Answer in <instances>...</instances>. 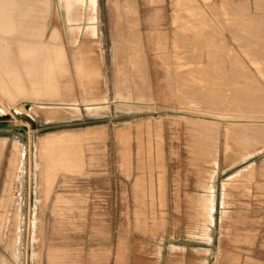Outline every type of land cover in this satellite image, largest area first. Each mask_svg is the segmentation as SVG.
<instances>
[{
	"label": "rangeland",
	"instance_id": "obj_1",
	"mask_svg": "<svg viewBox=\"0 0 264 264\" xmlns=\"http://www.w3.org/2000/svg\"><path fill=\"white\" fill-rule=\"evenodd\" d=\"M262 1L96 0L94 33L88 20L74 23L72 43L62 0H53L48 30L61 29L66 60L59 92L19 99L33 122L9 102L0 116V204L12 198L0 205L10 218L0 227V261L124 264L126 243L127 264H264V163H218L222 137L226 162L264 151ZM197 115L227 120L206 128ZM90 127L94 138L59 148L57 166L67 168L51 174L44 193L40 137ZM15 141L21 169L8 162ZM212 185L214 223L198 202ZM17 234L19 259L7 247Z\"/></svg>",
	"mask_w": 264,
	"mask_h": 264
},
{
	"label": "bare ground",
	"instance_id": "obj_2",
	"mask_svg": "<svg viewBox=\"0 0 264 264\" xmlns=\"http://www.w3.org/2000/svg\"><path fill=\"white\" fill-rule=\"evenodd\" d=\"M52 2L53 0H0V116H6V114H2V111L5 108L9 107L7 106V102H9V104H12L13 106L12 107L10 105L12 107L11 109H14V111L27 116L33 122L31 116L28 114V111L25 110V108L23 109L18 106L19 99L22 97L39 99L42 96L48 94L50 95V93L59 92V77L61 76L62 70L66 67V60L63 43L61 42V29L59 28V26L54 25L48 30L49 18L52 12ZM262 2H264V0ZM61 6L64 9L63 11L66 18L65 22L67 23L68 33L70 34V42L75 43L77 41L75 36L74 23L83 24V22H86L85 20H88L91 24L86 28L91 33H94L95 24H93V20L96 19V0H62ZM119 16L121 19L122 15L119 14ZM251 19L253 21L256 20L259 23V19ZM248 25L250 27V24ZM254 25L256 27L258 26V24L255 23L251 26L253 27ZM78 27H80V25ZM252 27H250V29H252ZM256 27L252 29L254 30V32L259 26L257 28ZM260 29L261 28H258L257 31H259ZM258 34L256 35L258 36ZM260 36H262V33L258 37ZM262 46L263 45H261V47ZM78 50L79 49L75 51L74 55L79 53ZM80 55L83 56V53H81ZM82 56L81 58L77 59L79 74H82V72L84 71ZM27 108L29 109V107ZM191 119L195 124H197V126H201L200 123H204L203 125H206V128H209L210 126H213V124L220 123L222 120H224L219 118H200L198 117V115L194 119ZM228 121L235 122L236 120L228 119ZM262 121L263 120H247L248 123ZM208 123L210 125H207ZM216 126L218 125L216 124ZM87 131L91 133L94 132L92 127L88 128ZM214 132H216V130ZM38 141V159L35 161V168L36 171L38 169L41 170L39 171V174L41 172L44 177V179H42L44 180L43 190L44 193H46L47 183H49V179L53 178L51 177V174L54 173V171L58 172L59 170H61V167H63V169L65 167L64 164V166L61 165L60 168L59 166H57V164L59 163L58 160L61 157V153L57 150V144H62L65 142V140L63 139L61 134H59L58 136V133L56 132H48L40 137V140ZM6 142L7 137H0V154L4 151ZM14 147L15 151H13L12 156L10 157L8 162H10V166L12 165V168L15 167L21 169L24 157L21 150L22 148L20 150H17V148L20 147V143L18 141L14 142ZM214 164L217 165V163ZM39 174L36 172L35 178H37V175ZM9 189L11 191V188L6 189V191H9ZM203 193L205 194V192ZM215 195L216 189L215 186L212 185L208 194L202 195L198 198L199 204L203 202V206H205V208L208 210L211 221L214 217L213 212L215 206ZM203 196L205 197V199L203 198ZM11 200V195H8L7 198L5 196H2L0 205L2 207H5V205H7V203ZM11 219L13 220V218ZM9 220L10 218L5 213L0 214V227H4L5 223H7ZM16 220L18 221V219ZM36 224L37 222L33 221L34 228L36 227ZM14 226L16 225H13L12 228ZM1 230L2 228L0 229V231ZM9 234L11 235L12 233ZM18 240H20L19 234H17L16 237L8 240L7 247L11 252L13 251L12 253L16 254V257L19 259L20 250L17 246ZM0 264H4L3 261H0Z\"/></svg>",
	"mask_w": 264,
	"mask_h": 264
},
{
	"label": "crops",
	"instance_id": "obj_3",
	"mask_svg": "<svg viewBox=\"0 0 264 264\" xmlns=\"http://www.w3.org/2000/svg\"><path fill=\"white\" fill-rule=\"evenodd\" d=\"M228 1H231L232 6H234L235 4L239 3V0H228ZM222 2H223V0H222ZM211 5L212 6L213 5H216L217 7H219L221 5V0H212ZM232 50H233L232 51L233 52L232 53V56L234 57V50H236L234 48V46H232ZM236 51H237L236 54L238 55L239 54V51L238 50H236ZM228 52H229V49H228ZM234 71L237 72V75H238V72H239L238 67L236 69H234V66L230 67L229 64H228L227 67H226L227 74H229L230 72H233L234 73ZM263 88H264V84H263ZM53 132L58 133V136H59V134H61L62 137H63V139L65 140L64 143L57 144V150L58 151H59V148H61L62 146H66V145L68 146L69 143L70 144H79V143H82V141H84V140H89L91 138H94V135L96 133L95 131L93 133H91V132H89L87 130H86V133H84V134L83 133H80V132L78 133V132L69 131V130H61V131H53ZM225 144H227V143H225V139H224V137H222L220 139V144H219V149H218V152H219V155H218V163H264V151H259L256 154L250 155L249 157H247V159H244L242 161L238 160V158H236V156L234 154H231L230 160H228L226 162L225 161V158L223 156V152L225 150ZM251 146H252V148L249 147V150L250 151H252V150L255 149V144H253ZM59 152L63 155V153L61 151H59ZM81 152L82 153H81V157H80V161H81V163H80L81 165L80 166H82L83 163H85V158H86V155L84 153V149L83 148L81 149ZM261 154H263V155H261ZM61 159L62 158H60L59 160H61ZM218 163H217V166H218ZM203 198L205 199L204 196H203ZM202 203L200 204L201 208H204L205 213H207V216L209 218V221L211 223H214L215 216L213 217V219L211 221L210 214L208 213L207 209L205 208V206H203ZM215 209H216V195H215V206H214L213 215L215 213ZM73 246H74V244H73ZM78 246L84 249V253H85L86 249L89 248V246L86 244L85 241L82 242V243H80V244H78ZM58 247L65 248V247H71V245H64L63 244L62 246H58ZM104 247H106V246L103 245V244H99L98 246H95L94 248H104ZM107 247H113L115 249L118 246L117 245H108ZM121 248H122V245L120 243L119 244L120 255H121V252H122L121 251ZM123 248H124V251H123V254H124L123 255V257H124V264H127V245H126V243H124ZM200 248L201 249L203 248V249H206L207 250V249H209V246L208 245L201 246ZM203 263L204 264H209L208 259L207 258L204 259V262Z\"/></svg>",
	"mask_w": 264,
	"mask_h": 264
}]
</instances>
